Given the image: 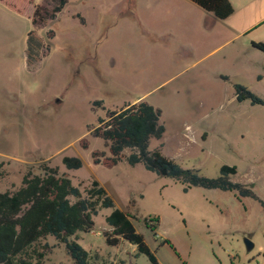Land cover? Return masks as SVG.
I'll return each mask as SVG.
<instances>
[{
	"label": "rangeland",
	"instance_id": "obj_1",
	"mask_svg": "<svg viewBox=\"0 0 264 264\" xmlns=\"http://www.w3.org/2000/svg\"><path fill=\"white\" fill-rule=\"evenodd\" d=\"M24 1L0 0V192L48 165L80 189L97 180L133 217L159 264H264V104L237 101L233 87L240 83L264 101V53L189 0H67L38 25L30 20L33 4ZM140 100L160 110L165 128L148 150L207 177L234 165L230 180L257 198L184 191L141 163H93V150L108 155L93 135L99 118ZM64 156H77L81 167L67 169ZM110 210L100 208L93 230L76 234L87 264H151L126 240L105 243ZM45 244L40 264H75L62 242L49 235Z\"/></svg>",
	"mask_w": 264,
	"mask_h": 264
},
{
	"label": "trees",
	"instance_id": "obj_2",
	"mask_svg": "<svg viewBox=\"0 0 264 264\" xmlns=\"http://www.w3.org/2000/svg\"><path fill=\"white\" fill-rule=\"evenodd\" d=\"M215 19H225L233 12L229 0H189ZM34 3L25 0V6L33 4L30 17L34 25L44 24L59 13L67 0H44ZM19 11V10H18ZM49 30L48 36L52 37ZM251 46L264 53V42L251 41ZM225 78L226 76H222ZM235 99L239 102L249 100L251 104H264L261 97L240 83H234ZM100 105L101 100H95ZM160 110L140 100L127 103L118 110L108 111L105 118H99L93 128V135L101 138L108 149L93 150V163L112 167L119 161L130 165L137 163L156 173L165 171V175L183 185L186 191L192 186L221 191H235L240 197L257 198L247 184L234 182L230 176L236 173L234 165L220 166L217 177H207L198 170L182 168L173 159L163 155L159 149L148 150L150 138L159 139L165 128L159 121ZM80 147H87V140L79 141ZM130 152L125 154V150ZM62 163L67 169H77L82 162L77 156H64ZM42 173H24L21 185L12 191L0 192V264H35L44 257V246L40 240L53 236L64 247L75 264H87L89 253L76 241L77 232H90L94 228L93 216L100 208H110L105 216L108 230L102 235L105 243L116 246L123 239L133 244L137 253L147 256L151 264H159L154 252L146 244L132 221V216L118 208L106 189L97 180L80 189L72 184L57 168L43 165ZM151 218L144 222L153 229ZM162 240L161 243H166Z\"/></svg>",
	"mask_w": 264,
	"mask_h": 264
},
{
	"label": "crops",
	"instance_id": "obj_3",
	"mask_svg": "<svg viewBox=\"0 0 264 264\" xmlns=\"http://www.w3.org/2000/svg\"><path fill=\"white\" fill-rule=\"evenodd\" d=\"M229 1L233 7L232 14L225 19H214L222 22L225 30L229 32V34H232V38L234 36L246 35L251 39L250 42H264V0ZM261 59V62H258V66H260L261 72L264 73V56H262ZM185 128L187 130L191 129L188 125H185ZM190 136H192V134H190Z\"/></svg>",
	"mask_w": 264,
	"mask_h": 264
},
{
	"label": "water",
	"instance_id": "obj_4",
	"mask_svg": "<svg viewBox=\"0 0 264 264\" xmlns=\"http://www.w3.org/2000/svg\"><path fill=\"white\" fill-rule=\"evenodd\" d=\"M162 173L165 174V171L162 170ZM244 245L246 247L247 250H251L253 248V243L251 242V240L249 238H244Z\"/></svg>",
	"mask_w": 264,
	"mask_h": 264
}]
</instances>
